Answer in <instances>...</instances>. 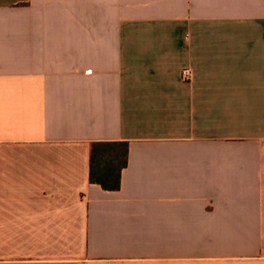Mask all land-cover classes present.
I'll return each instance as SVG.
<instances>
[{
  "label": "crops",
  "instance_id": "0c3cea01",
  "mask_svg": "<svg viewBox=\"0 0 264 264\" xmlns=\"http://www.w3.org/2000/svg\"><path fill=\"white\" fill-rule=\"evenodd\" d=\"M0 264H264V0H0Z\"/></svg>",
  "mask_w": 264,
  "mask_h": 264
},
{
  "label": "trees",
  "instance_id": "16d2710c",
  "mask_svg": "<svg viewBox=\"0 0 264 264\" xmlns=\"http://www.w3.org/2000/svg\"><path fill=\"white\" fill-rule=\"evenodd\" d=\"M128 155L127 142H94L91 147V183L106 191L120 190Z\"/></svg>",
  "mask_w": 264,
  "mask_h": 264
},
{
  "label": "built area",
  "instance_id": "2783aa9c",
  "mask_svg": "<svg viewBox=\"0 0 264 264\" xmlns=\"http://www.w3.org/2000/svg\"><path fill=\"white\" fill-rule=\"evenodd\" d=\"M191 75H192V73H191V71H190L189 69H185V70L183 71V78H184L185 80L190 79Z\"/></svg>",
  "mask_w": 264,
  "mask_h": 264
}]
</instances>
